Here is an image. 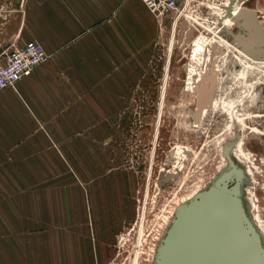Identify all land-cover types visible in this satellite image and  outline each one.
Instances as JSON below:
<instances>
[{
    "label": "crops",
    "instance_id": "crops-1",
    "mask_svg": "<svg viewBox=\"0 0 264 264\" xmlns=\"http://www.w3.org/2000/svg\"><path fill=\"white\" fill-rule=\"evenodd\" d=\"M162 38L141 0H0V64L11 43L48 54L0 92V264L107 263L97 241L109 191L87 201L63 177L80 174L84 144L130 105Z\"/></svg>",
    "mask_w": 264,
    "mask_h": 264
},
{
    "label": "rangeland",
    "instance_id": "rangeland-1",
    "mask_svg": "<svg viewBox=\"0 0 264 264\" xmlns=\"http://www.w3.org/2000/svg\"><path fill=\"white\" fill-rule=\"evenodd\" d=\"M185 1L177 25L173 17L161 19L163 38L130 105L84 144L80 174L63 177L69 187L82 189L87 201L95 203L104 189L114 201L110 223L99 225L106 238L97 241L98 251L106 264H155L175 209L211 186L224 168V152L240 140L248 158L239 164L249 178L242 197L264 245V67L249 63L264 61L242 50L244 45L261 51L264 43L241 22L226 20L234 6L245 7L258 12L264 28V0ZM198 41L207 44V52L196 58ZM207 63L217 71L208 89L209 95L216 82L211 104L207 94L199 96L188 86L190 73L204 74ZM203 104L207 110H200ZM68 167L75 168L76 161ZM59 194L49 198L58 201Z\"/></svg>",
    "mask_w": 264,
    "mask_h": 264
},
{
    "label": "water",
    "instance_id": "water-1",
    "mask_svg": "<svg viewBox=\"0 0 264 264\" xmlns=\"http://www.w3.org/2000/svg\"><path fill=\"white\" fill-rule=\"evenodd\" d=\"M234 20L236 23L242 22L243 27L248 31L258 36L264 43V28L259 20V15L256 10L241 7L235 15ZM242 50L249 57L264 61V49L255 51L251 47L242 46ZM215 80V79H214ZM216 82H214L213 89L209 93L207 102L211 103L215 92ZM227 152V150H226ZM225 152V157L234 167L235 163L232 157ZM227 155V156H226ZM241 172L233 175L223 177L219 183H216L208 190H204L197 198L192 200L186 207L180 209L174 222L169 226L166 231V236L163 240V245L158 250V256L161 258L162 264H170L172 261L171 249L174 239H177V234L180 230L185 228L187 224L186 216L193 210H200L205 215L213 216V211L221 207L226 212V224L221 225V233L229 234L234 237L237 251L235 258H232L231 248L226 241L221 240L220 248L217 246L212 247L214 255V264H264V245L262 238L254 228L252 221L246 211L244 200L241 194ZM207 223V222H206ZM199 224V223H198ZM208 224V223H207ZM200 233L196 236L199 241L206 245L208 234L203 230L206 224L199 225ZM203 226V228H201ZM181 230V231H182ZM177 237V238H176ZM240 242L242 243L240 245ZM210 244V243H209ZM203 247V246H202ZM232 247V246H231ZM210 249L205 250V259H210ZM208 252V253H207ZM201 253V252H200ZM203 253V249H202ZM203 264V263H200Z\"/></svg>",
    "mask_w": 264,
    "mask_h": 264
},
{
    "label": "bare ground",
    "instance_id": "bare-ground-1",
    "mask_svg": "<svg viewBox=\"0 0 264 264\" xmlns=\"http://www.w3.org/2000/svg\"><path fill=\"white\" fill-rule=\"evenodd\" d=\"M235 1H237V0H233V3ZM239 9L240 8L238 6L237 7L234 6L232 8L231 12L226 17L227 22L234 24V17L238 13ZM245 33L247 35H249L248 32H245ZM255 36L258 38L257 35H255ZM206 45L207 44H205L202 41H198L197 43H195V48L196 49L193 52L195 57H196V55H198L200 57V56L203 55V53L207 52L206 51ZM242 46H244V45H242ZM213 53L216 54L217 52L215 53V51L213 50ZM210 54H212V53H210ZM243 58H245V57H243ZM209 61H211V60H209ZM249 63L251 65H262L264 67V63L253 62L251 60H250ZM167 67H169L168 64H167ZM202 74L203 73L197 74L196 70H193L190 73L189 82H188V86L190 88L189 91L193 90V91H195V93H198L199 96H202V95L204 96L205 94H207V96H208V89L210 88L211 78H212V76H214V75L216 76V74H217L215 66L213 64L211 65V63H207L206 70L204 71L205 75L203 74L204 75L203 76ZM206 78H208V80L205 82L204 80ZM165 90H166V86L164 88L163 94L166 92ZM207 96L205 98H203L202 100L205 101ZM206 108H207V106H204V104H203V107H200V110H207ZM226 153L229 154L230 157L236 158L237 161H234L235 165L233 167L232 164L228 161V159H225L224 168L215 177V179H213V182L211 183V186H209L208 189L213 187L216 183H219V181L223 177H227L228 175H233V174L238 173L240 171L241 172V176H242L241 194H243L242 186H243V183L245 182V179L248 178L247 169L245 170L239 164L243 160L248 158V155L243 150V142L240 140L238 142V145H237L236 148L228 149ZM224 155H225V152H224ZM248 170H250V169H248ZM172 178H173V176H172ZM208 189H206V190H208ZM203 192L204 191H202V190L201 191L197 190L190 197H188L186 199H183L181 201V203L178 205V207L175 209L174 217L172 218L171 224L176 219L177 214L180 211V209L183 208V207H186L192 200L197 198ZM225 216H226V212L221 207L214 209L213 216H210L208 214L205 215L203 212H201L200 210L198 211L196 209L193 210L191 213L187 214V216H186L187 224L185 225V228H183V230L181 229L182 231L180 230V232H178V234H177L178 238L176 237L177 239H174V241H173L174 243H173L172 249H171V256L173 258H172V261H171L170 264H200V263H203V264H214L215 260L213 258L214 255H213V252H212V249H213L212 247L214 246V243H215V246H217V248H220L221 240L227 242L228 246L231 248V251H232V258L234 259L235 258V253H236V251L238 249V248H236V246H237L236 245L237 242H235L236 238L230 237L229 234H225V232L221 233V231H220L221 225L224 224V223L226 224V220L227 219H226ZM204 223L207 225L206 228L205 227L203 228V226L201 228H203V230H205V232L209 233L206 245L202 242V239H201V241H199V239L196 237L200 233V228H199L200 226L199 225L200 224L204 225ZM165 236H164V238H165ZM164 238H162V239L164 240ZM163 240H162L161 244L159 245V248L163 245ZM241 244L242 243L240 242V245ZM210 247H211V249H210V254H211L210 259H209V257L205 259V250L208 249L207 251H209ZM159 248H157V249L159 250ZM202 249H203V253H202ZM156 255L157 256H156L155 264H162L161 258H160V256H158V251H157Z\"/></svg>",
    "mask_w": 264,
    "mask_h": 264
},
{
    "label": "built area",
    "instance_id": "built-area-1",
    "mask_svg": "<svg viewBox=\"0 0 264 264\" xmlns=\"http://www.w3.org/2000/svg\"><path fill=\"white\" fill-rule=\"evenodd\" d=\"M157 18L173 17L175 25L184 14L185 0H141ZM5 62L0 64V92L15 86L21 79L29 77L48 58L42 44L29 41L20 46L11 43L3 53Z\"/></svg>",
    "mask_w": 264,
    "mask_h": 264
}]
</instances>
